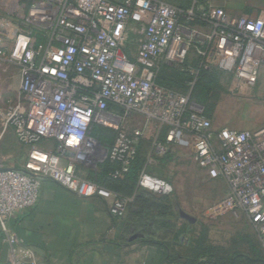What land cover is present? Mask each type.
Returning <instances> with one entry per match:
<instances>
[{
	"label": "built area",
	"instance_id": "1",
	"mask_svg": "<svg viewBox=\"0 0 264 264\" xmlns=\"http://www.w3.org/2000/svg\"><path fill=\"white\" fill-rule=\"evenodd\" d=\"M22 18L0 19V55L16 62L20 74L17 99L4 106L0 95V122L28 151L22 167L0 157L8 264H41L11 221L38 203L43 178L81 197L105 199L112 215H125L130 199L89 178L85 167L110 159L120 162L114 175L121 176L150 121L168 127L159 151L191 148L211 178L227 180L230 191L212 211L245 214L264 245V127H215L190 94L156 82L161 62L180 66L194 53L203 67L229 76L232 94L249 95L264 69V10L235 15L164 0H31ZM135 115L146 118L143 126L130 124ZM95 123L118 131L112 147L92 135ZM138 185L175 191L145 169Z\"/></svg>",
	"mask_w": 264,
	"mask_h": 264
},
{
	"label": "rangeland",
	"instance_id": "2",
	"mask_svg": "<svg viewBox=\"0 0 264 264\" xmlns=\"http://www.w3.org/2000/svg\"><path fill=\"white\" fill-rule=\"evenodd\" d=\"M28 1L0 0V19L23 22L22 16L26 15L29 8ZM164 1L173 5H183L184 2L191 5L203 2L204 5L223 7L236 15H252L264 10V0ZM4 44L8 49L11 47L9 41ZM221 82L222 88L217 89L213 97L211 96L207 100L206 111L210 114L214 126L238 129L264 127V69L249 95L232 94L229 89L230 79L225 75ZM19 84V65L0 55V95L4 106L17 99ZM133 120L130 124L135 127L143 126L146 122V118L139 115H135ZM163 130V127L156 121L148 123L143 135L144 141L141 150L144 167L152 175L170 181L182 210L198 219V223L193 226L196 232L194 241H198L200 233L206 229V232L208 230V242L202 236L205 247L209 243L211 251L216 253L224 264H227L226 258H231L239 251L245 253V256L241 257L245 264H264V261L259 258H264L263 244L261 245L257 237L258 234L250 225L249 220L246 217H235L231 214L216 215L212 211L213 205L226 194L227 183L224 178H211L206 170L199 166L191 148L172 145L169 154L159 151L157 146L161 141ZM27 154V148L18 141L15 131L12 128L4 129L0 122V157H8L10 165L21 167L26 161ZM255 244L259 248L260 254L256 255L259 260L253 261L250 257L254 255L251 251Z\"/></svg>",
	"mask_w": 264,
	"mask_h": 264
},
{
	"label": "crops",
	"instance_id": "3",
	"mask_svg": "<svg viewBox=\"0 0 264 264\" xmlns=\"http://www.w3.org/2000/svg\"><path fill=\"white\" fill-rule=\"evenodd\" d=\"M2 158L8 163V157ZM224 181L227 183L226 196L230 187L227 180ZM124 197L132 199L133 196ZM180 209L177 198L179 222L189 221L181 217ZM239 216L248 219L243 213ZM197 220L189 222L195 226ZM11 224L35 250L41 264H170L162 258V248L151 240L153 236L129 231L113 217L109 201L81 197L49 178L42 179L38 203L19 212ZM9 259V246L3 240L0 227V264H8Z\"/></svg>",
	"mask_w": 264,
	"mask_h": 264
},
{
	"label": "trees",
	"instance_id": "4",
	"mask_svg": "<svg viewBox=\"0 0 264 264\" xmlns=\"http://www.w3.org/2000/svg\"><path fill=\"white\" fill-rule=\"evenodd\" d=\"M29 5L31 0L28 1ZM182 9L195 7L199 12L206 7L203 2L183 5H176ZM130 54L129 51H127ZM201 59L194 53L186 59L180 66H171L161 62L158 66L156 82L166 88L173 89L183 94H190L191 99L205 107L206 115L211 118L206 111L207 100L213 97L217 89L222 88L221 79L225 75L229 76L217 68H205L200 63ZM113 108L114 105L110 104ZM161 142L165 141L168 127H163ZM92 135L105 147H112L116 141L118 131L95 123L92 128ZM144 137L141 138L137 152L129 170L121 176H115L114 172L121 168L118 161L105 159L97 164L96 168L86 169L89 178L97 181L100 185L116 192L122 196H133L128 202V207L123 217H113L118 219L122 225H126L128 230L136 234L153 236L152 241L162 248V258L170 264H222L216 253L211 251L208 244L202 240L207 239L208 230L200 233L198 241L195 240V230L189 221L179 222L178 211L176 210L177 196L175 191L171 194L155 193L144 189L138 185V180L144 167V160L141 155ZM171 153L167 151L166 154ZM180 223V224H179ZM205 232L207 233L205 236ZM188 237V242L186 239ZM197 242V244H196ZM256 243V242H255ZM210 248L209 251L207 248ZM254 255L250 257L253 261H264L263 257L257 258L260 254L256 244L252 248ZM245 256L242 251L236 252L231 258L227 259V264H245L241 257ZM224 264V263H223Z\"/></svg>",
	"mask_w": 264,
	"mask_h": 264
},
{
	"label": "water",
	"instance_id": "5",
	"mask_svg": "<svg viewBox=\"0 0 264 264\" xmlns=\"http://www.w3.org/2000/svg\"><path fill=\"white\" fill-rule=\"evenodd\" d=\"M180 215L182 218L189 220L191 222H195L196 221V217H194L193 215H191L190 213L180 209Z\"/></svg>",
	"mask_w": 264,
	"mask_h": 264
}]
</instances>
